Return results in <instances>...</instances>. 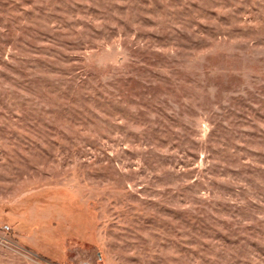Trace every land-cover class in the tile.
I'll return each mask as SVG.
<instances>
[{
	"label": "rangeland",
	"instance_id": "obj_1",
	"mask_svg": "<svg viewBox=\"0 0 264 264\" xmlns=\"http://www.w3.org/2000/svg\"><path fill=\"white\" fill-rule=\"evenodd\" d=\"M0 264H264V0H0Z\"/></svg>",
	"mask_w": 264,
	"mask_h": 264
}]
</instances>
